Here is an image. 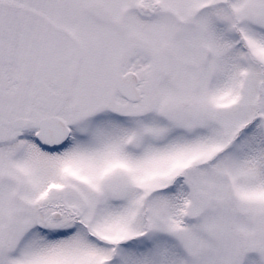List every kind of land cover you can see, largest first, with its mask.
Segmentation results:
<instances>
[{
  "label": "snow or ice",
  "instance_id": "snow-or-ice-1",
  "mask_svg": "<svg viewBox=\"0 0 264 264\" xmlns=\"http://www.w3.org/2000/svg\"><path fill=\"white\" fill-rule=\"evenodd\" d=\"M0 264H264V0H0Z\"/></svg>",
  "mask_w": 264,
  "mask_h": 264
}]
</instances>
